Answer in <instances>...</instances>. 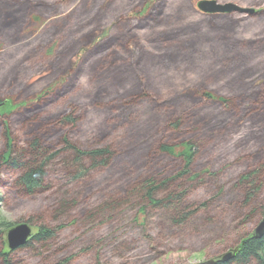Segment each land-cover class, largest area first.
Masks as SVG:
<instances>
[{
  "label": "trees",
  "instance_id": "trees-1",
  "mask_svg": "<svg viewBox=\"0 0 264 264\" xmlns=\"http://www.w3.org/2000/svg\"><path fill=\"white\" fill-rule=\"evenodd\" d=\"M91 1L79 3L87 11L81 15L82 27L93 21L104 24L107 18L104 4L88 14ZM198 1L145 0L142 6L130 8L114 18L103 40L87 51L76 70L70 66L69 74L64 55L74 52L82 40L89 41L91 31L82 32L78 43L66 41L50 64V72L66 76L33 103L30 95L24 98L19 91L13 96V85L22 90L29 87L16 82L19 68L0 70V88H6L0 90V103H4L0 107V188L10 200H18L43 195L60 182L52 194L61 193L58 206L23 219L36 232L19 249L47 247L64 228L50 225V220H59L88 202L86 222H100L135 204L143 215L160 214L171 227L184 228L202 217L199 223L215 224L219 212L210 215L208 209L216 195L192 201L191 191L203 175H218L208 168L213 166L212 154L223 145L236 154L230 166L238 170L231 203L237 211L234 220L241 217L233 229L239 234L227 236L224 245L235 236L240 249L232 260L218 264H264V235L256 238L253 230L264 218V8L245 19L255 20L256 29L241 39L234 32L242 19L233 13L204 14L197 9ZM186 3L201 20L169 25ZM45 4L46 0H0V37L18 40L29 12ZM48 33L40 40L46 42ZM210 57V65H205L203 61ZM179 66L192 74L199 72L196 80L163 94L157 69ZM87 68L99 84L92 97L85 104L69 103L48 111ZM144 103L145 112L152 115L141 119L136 107ZM87 132L93 145L85 147L80 136ZM213 144L215 151H209ZM15 224L0 214V264H14L12 252L5 247L6 233ZM47 257L48 264H77L75 256Z\"/></svg>",
  "mask_w": 264,
  "mask_h": 264
},
{
  "label": "rangeland",
  "instance_id": "rangeland-1",
  "mask_svg": "<svg viewBox=\"0 0 264 264\" xmlns=\"http://www.w3.org/2000/svg\"><path fill=\"white\" fill-rule=\"evenodd\" d=\"M81 1L46 0L45 8L29 12L23 26L20 28V38L18 40L11 41L0 37V70L3 69V72H5L13 66H17L19 69L17 70L16 82L21 83L20 85L26 83L29 85L26 90L18 89L15 86L16 84L13 85L12 89L16 91H13V96H17V91H19V94L24 98H29L30 95L29 103H33L32 101L37 98L38 94H42L52 84L57 85L61 77L69 74L70 69L68 68L70 66L73 68L72 71L77 69L79 62L87 51H93L96 45L106 36L111 25L115 23L114 18L122 13L129 12L132 7L142 6L145 2V0H89L91 3L89 4L88 14L98 10L97 8L104 4V15L107 18L104 20V24L97 25L93 21L92 25L87 26L84 24L82 27L81 15L87 13V1H85L86 5L80 6ZM217 1L220 3H235L242 8L254 9L255 11L264 8V0ZM188 8H190L188 3L183 5L182 9L184 10H178L173 18L169 19L171 22L169 25L190 24L201 20L199 14H194L191 10L188 11ZM74 11L76 12L74 13ZM233 14L237 19L243 20L234 35L241 39L245 36H252L255 32L253 30L256 29H253L256 24L254 23L255 20L251 18V20H245L251 17V14L238 12H233ZM174 18H176V21L173 20ZM52 26L57 27L55 29ZM49 27L51 31H48ZM85 30L91 31L90 40L87 41L88 43L85 40L78 43L79 37L82 36L81 33ZM101 30L104 33L101 34L100 38H97ZM46 32H49L47 35L49 39L47 37L45 42L40 38ZM148 35L149 33H147ZM69 40L78 44L74 52H67L63 57V60L68 61L67 73L65 76L63 73L57 76V72L55 74L50 72V64L57 59L62 47ZM211 59L210 57L208 61L204 60V64L210 65ZM196 62L199 63L200 60H196ZM185 68L179 66L176 69H157L160 72L158 82L163 94L196 80V75L199 72L192 74ZM89 69L87 68L80 73L75 82L76 85L71 86L72 88L69 89L67 95V91L63 93L65 95L62 97V101L54 106H48V111H57L69 103L85 104L88 98L92 97L99 84L96 81L97 76H92ZM72 74L71 76H73ZM1 89L4 91L6 88L1 87ZM147 107L146 103L136 107L137 112L141 113V119L152 115L145 112L148 110ZM15 112L13 111L11 114H15ZM80 137L81 142L83 140L84 145H86L85 147L93 145L92 137L89 136L88 132ZM226 149L222 145L215 151V144H213V149L210 148L209 151L214 150L216 153L212 154L211 159L214 158V161L212 160L213 166L208 169L212 172H218V175H203L202 180L199 181L201 183H196L197 188H193L191 191L192 201L216 195V201L210 203L208 209L210 215L219 212L217 215L220 218L215 224L203 225L199 223L203 219L202 217L199 220L190 221L184 228L171 227L169 222L162 218L160 214L143 215L135 204L123 206L106 219H100V222H86L83 215L85 213L84 208L90 206L88 202L81 205L80 209L72 210L59 220H50V225H64V228L59 231L56 240L48 244L47 247L42 248L37 244L35 247L10 251L6 242L5 248L8 252H12L14 264H48L47 260L49 258L47 256H55V254L57 256L55 258L75 256L77 264H197L215 257L237 246L238 240H235V236L239 232L233 229L236 224L240 223L241 218L234 220L233 215L237 211L233 210L234 204L231 203L235 199V192L231 188L235 183L238 170L235 168L234 170L230 166L235 161L236 154L229 152V150L227 152ZM209 151L206 153L209 154ZM6 177V174L1 175V178ZM59 183H54L52 189L43 195L22 196L17 198L18 200H10L4 190L0 188V214L9 222L21 223L24 222L23 219L35 212L55 209L58 206L61 193L57 191L58 194L55 193L53 196L52 194ZM1 198H6L7 201L3 202ZM95 202L94 199L92 203ZM258 225L259 223L253 230ZM31 227L33 233H35L36 228L33 225ZM229 227L232 230L227 231ZM231 234L235 235L234 237L231 236L233 238L231 243L224 245L226 237Z\"/></svg>",
  "mask_w": 264,
  "mask_h": 264
},
{
  "label": "water",
  "instance_id": "water-1",
  "mask_svg": "<svg viewBox=\"0 0 264 264\" xmlns=\"http://www.w3.org/2000/svg\"><path fill=\"white\" fill-rule=\"evenodd\" d=\"M197 9L204 14H215V13H249L253 14L254 9L242 8L235 3L227 2L220 3L217 0H199L197 3ZM4 103H0L2 107ZM33 235V229L27 222L17 223L12 226L6 233V241L10 251H15L22 246H25L31 236ZM264 235V218L254 230V236L261 238ZM240 245L234 248L228 249L227 251L212 257L206 261L199 262L197 264H218L232 260L236 253L239 251Z\"/></svg>",
  "mask_w": 264,
  "mask_h": 264
}]
</instances>
